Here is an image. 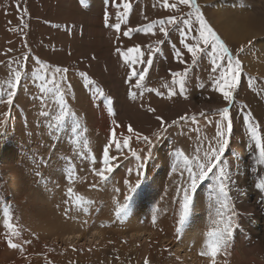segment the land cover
<instances>
[{
  "label": "rangeland",
  "instance_id": "1",
  "mask_svg": "<svg viewBox=\"0 0 264 264\" xmlns=\"http://www.w3.org/2000/svg\"><path fill=\"white\" fill-rule=\"evenodd\" d=\"M127 2L131 3V10L126 22L121 23V31L116 32L114 28L105 26V13L108 14L110 25L120 22L116 12L123 13L121 0H83V2L82 0H0V68L6 71L18 68L19 65L15 63V60L19 59L23 63L24 53L29 54L27 67L29 72L38 67L31 57H39L50 65L68 68L67 79L62 83V90L65 92L64 99L69 112L74 113V116L69 115L58 123L55 117L60 114V107L54 95L41 93L39 91L41 81L37 80L34 83L31 77L18 87L11 106L0 103V108L4 106V113L0 116V121H4V126L0 128V214L4 217L5 205H8L9 207L6 208H9V213L12 214L11 222L15 223L21 231H29L31 236L34 235V241L38 240V243L42 245V254L38 261L42 264H48V262L51 264H145V260L148 264H196V261L190 262L189 258H187L188 263L184 262L186 254L196 257L198 251L195 249V252L193 247L198 237V233L196 234L198 230L195 231V228L189 225L192 220L197 221L198 218L204 222L203 224L210 223L208 221L210 217L203 218L201 212H194L191 209L190 216L185 222L187 224H184L178 239L175 240L170 234L159 237L161 234L149 227L145 218L150 214L151 216L157 214L163 195L156 188L163 189L169 186L167 180L161 184L159 181L158 186L142 181L138 187L129 184L136 187V190L134 192L125 190L123 194H118L119 196L110 193L109 198H113L111 203L110 199L106 198V194L102 197L98 195L97 191L103 188L101 184L99 187L96 185L98 187H95L96 192L93 191L96 189L91 187L89 193H87L88 190L83 194L81 192L74 194V198L68 196L67 190L69 188L74 190L75 179L70 180L69 177L64 178V175L59 174L66 166L63 147L70 142L73 143V136L81 139L83 144L82 150L72 149L74 154H85L95 145H99L98 148H102L100 152L102 156L104 145L107 144L106 138L109 139L112 131H115L116 138L122 142L124 136L130 135L128 126L131 125L135 131L149 136L152 140L151 145L140 141L145 144L147 151L149 147L152 150L151 158L146 163L152 161L154 151L163 149L161 169L168 170L167 166L173 168L175 165L178 172L182 170L183 162L175 156L176 149L191 156L195 153L198 144H202L206 149L210 141L214 143V126L207 124L198 115L201 110H204L208 113V119L217 120L219 116L212 115L211 110L225 106L220 94L212 90L210 76H218L219 72L211 73V58L205 56L199 63L193 65L190 56L186 54V50L179 42L181 39L179 32L172 28L169 29L168 37L159 33L158 27L155 29L156 35L133 32L130 37H125L123 32L129 28H137L151 20L173 14L162 7V0H127ZM252 2L260 8L254 12L255 15L244 14L238 18V27L242 34L239 40L225 42L222 39L233 55H236L237 49L241 46L244 48V51L239 53L243 63V77L235 94L236 106L230 110L233 133L230 146L225 153L230 172L232 170L238 172L239 164L245 169L243 182L232 177L234 183L230 184L229 191L231 210L238 214L234 220L237 221L239 217L243 220L241 233L244 237L253 233L259 235L261 231H264V203L261 202L264 201V191L257 189L254 183L259 182L261 175H264L261 172L264 165L256 163L258 151L254 149L255 141L247 133L243 121L244 115L250 111L252 123L258 125L261 141L264 142V55L259 48V41L264 40V0H252ZM196 3L199 5L198 0ZM211 3L213 6L207 9L203 10L200 7L209 24L211 22L206 15L214 17L216 8L223 7V3L217 0H212ZM17 4L21 11L17 10ZM23 9L27 10V14L23 13ZM182 10L188 11L183 6ZM20 18L28 25L27 28L20 23ZM11 28L18 30L13 32ZM231 28V25H227L228 30ZM157 40L165 42L157 44ZM136 44L141 45L146 55L148 49L145 46L149 44L157 51L153 52L150 66L146 64L135 66L137 71L141 67H148L149 71L143 86L139 89H131L137 93L136 97L132 98L129 96V90L134 84L135 77L126 83L131 69L116 53V48L126 50ZM176 49L185 52L184 58L188 62L187 65L179 64L175 60ZM10 61L11 64H9ZM186 66L189 73L185 77L186 86L183 95L179 94V85H174L173 90L178 94L169 98L167 89L162 87L164 83L172 82L169 70L182 72ZM81 72L95 81V85L103 90V96L94 92L93 86L85 84L80 76ZM248 77L255 78L252 89L248 88ZM2 78L4 80H0V84L7 85L8 78L5 76ZM146 88L157 89L164 95L157 96L155 92L146 91ZM8 90L4 91L5 94L2 97L5 101L8 98L6 95ZM140 93L143 95L141 96ZM41 97L44 98V103L41 102ZM108 99L112 100V104L107 103ZM82 104L85 109L78 107ZM149 107L156 111L149 112L147 110ZM110 108L111 112H109ZM42 111L48 112L49 115H41ZM185 113L189 118L197 115L200 123L194 124L189 119L168 128L167 132L161 134L159 140L152 135L158 130L160 123L157 120L154 123L148 122L146 118L149 115L155 117L159 115L171 124L172 120L178 119ZM113 120L120 126L114 125ZM177 129H180V135H174ZM89 134L93 135L94 143L87 140L86 136ZM193 134L195 139L191 136ZM35 146L37 147L35 150H41L42 147L48 159L43 162L45 169L42 172H47V175L40 178L33 175L37 167L36 163L34 164L36 162L35 150H33ZM113 147L115 152V145ZM140 147L138 146V149ZM124 152L123 150L122 155L118 152L115 154V156L120 155L118 157L122 159L118 162L119 165L125 161L126 152ZM165 155H168V161ZM129 163L134 170L137 160L133 162L128 159ZM173 183L181 184L182 179ZM203 183L208 190L207 195H214L215 183L211 174ZM111 191L114 192L113 189ZM125 196L131 198L126 200ZM78 197H83L89 203H82L76 199ZM103 200L106 202L104 203ZM106 203H110L111 206L107 208ZM254 205H260L261 210L254 213L243 212L245 209H253ZM118 208H123L122 212L125 216L122 212L117 216ZM204 208L205 206L201 209ZM146 212L145 217L143 213L146 214ZM133 217H137L136 220ZM88 220L89 223L86 222ZM252 239L255 240L257 237ZM183 240L193 243L189 247L183 244ZM195 243L201 244L199 241ZM199 251L202 249L200 248ZM221 252L220 256L225 260V264H260L259 248L232 236L227 249ZM200 261L203 260H199L198 263ZM216 262L219 263L217 260Z\"/></svg>",
  "mask_w": 264,
  "mask_h": 264
},
{
  "label": "snow or ice",
  "instance_id": "2",
  "mask_svg": "<svg viewBox=\"0 0 264 264\" xmlns=\"http://www.w3.org/2000/svg\"><path fill=\"white\" fill-rule=\"evenodd\" d=\"M83 2V0H82ZM121 6L123 8V13L120 11L116 12V17L118 23L109 24L108 14L105 13V26L111 27L116 30V32L121 31V23L126 22L127 15L131 10V3L127 0H121ZM182 6L188 9L187 12L182 10ZM162 7L168 12L173 13L164 18L154 19L143 24L137 28H129L127 31L123 32L125 37H130L133 32H144L145 34L156 35L155 29L158 27L159 33L164 37L170 35L169 29L172 28L178 31L180 34V44L183 49L186 50V54L190 56L191 63L196 65L200 62L203 57L211 58V73L219 72L218 76H210L212 90L219 93L225 102V106L218 107L211 110L212 115H218L219 119L210 120L208 119V113L201 110L198 115L203 118L207 124H211L215 128V134L213 137L214 143L209 142L208 148L204 149L202 144H198L195 149V153L191 156L185 155V153L179 149L175 150V156L178 160H182L183 167L180 171V176L182 178V183L177 185L176 192L177 196H182L179 200L180 209L178 213V221L176 232L180 233L182 228L189 217L190 210L193 206L194 194L197 192L198 185L209 178L210 174L215 181L213 186V194L216 196L217 201H219V208L217 209V216L219 217L214 221L215 227H210L205 233V239L203 243V250L199 255L204 257H210V264H216L217 254L221 252L222 249H226L230 243V238L233 235L234 228V217L238 215L234 211L229 214V191L230 184L234 183L232 179V174L230 172V165L225 158L226 149L230 146V139L233 133V121L230 117V110L236 106L235 94L237 93L238 87L240 85L241 79L243 77V63L239 58V53L244 51L243 46L237 49L236 55H233L229 50L228 46L217 34V32L209 25L206 21L200 6L196 3V0H162ZM17 10H20L19 4H17ZM24 14H27V10H22ZM147 19V17H145ZM9 23H11L9 21ZM20 23L24 28L28 25L24 23L23 19L20 18ZM11 31L15 32L17 28H11ZM194 33V34H193ZM191 42H188V41ZM164 40H157V44H163ZM251 44V41H249ZM148 49L147 55L142 50L141 45L136 44L133 47H128L126 50L121 48H116V53L123 60L124 64L127 65L131 70L128 73V80L126 83L132 81L135 77L134 84L131 85L129 90V96L135 98L137 93L132 91V88L139 89L143 86L146 75L148 74V67H141L139 71L136 70V65H151L153 52L157 51L151 44L145 46ZM11 51V49H9ZM185 52L180 49L174 51L175 60L182 65H187L185 60ZM35 61L38 67L34 68L31 72L27 71L29 54H23V63L19 59L15 60V63L19 65L18 68L10 69V76L7 80L6 92L7 100H3L2 96L5 94L3 89H0V103H6L11 106L13 104V98L17 95L18 87L21 86L22 82H26L30 77L35 81H41L39 85V91L43 94H53L56 102L60 107V114L55 117L56 121L62 122L65 117L69 115H75L70 113L65 102L64 96L65 92L62 90V83L67 79L66 73L68 68L60 67L57 65H50L49 63L41 60L39 57H31ZM225 62V63H221ZM12 62L10 61L9 64ZM43 73V74H42ZM189 69L186 66L183 71H172L169 70V74L172 77L171 84L164 83L163 88L167 89V96L171 98L178 93L173 90L174 85H179L180 93L183 95L184 88L186 86L185 77L188 76ZM80 76L83 78L84 82L88 86H93L94 92L98 93L100 96L104 95L103 90L95 85V81L89 79L86 73L81 72ZM255 78L248 77V88L252 89L254 85ZM69 87H71L69 85ZM204 87V85H201ZM148 92H155L157 96H163L164 93L152 88L145 89ZM142 96L143 93H140ZM41 102L44 103V98L41 97ZM107 103L112 104V100L108 99ZM246 107V106H245ZM149 112H155L154 108L149 107L147 109ZM111 112V108L109 109ZM7 115V113L5 114ZM41 115L48 116L49 113L42 111ZM160 123V127L154 133L153 136L157 140L161 138V134L168 131V128L179 124L181 121L191 120L194 124H199L200 121L197 120V115H192L190 118L188 114L185 113L171 121L168 124L161 116L157 115L155 117ZM244 124L246 126V131L250 135L251 139L255 141L254 149L258 151V158L256 160L257 164L264 165V142L261 141L260 132L258 131V125L252 123V113L249 111L243 117ZM112 123L116 124L113 120ZM4 126V121H0V128ZM198 131V129H195ZM128 132L130 135L124 136L122 143L116 138L115 131L113 130L109 136L108 143L104 145L102 158L100 159V167L96 169L93 167L91 169L94 176L99 177L101 182H107L110 179V174L114 172V169L119 167V164L114 163L119 159L118 156L110 155V147L115 145L118 153L123 154V149H128L132 157H134L140 163L137 164V176L143 177L145 173L141 171L144 168L145 163L151 158V147L148 149V154L142 156L140 152L132 149L130 147L129 141L132 136L138 141H144L148 145L152 144V140L149 136L143 135L142 133L135 131L131 125L128 126ZM202 153V155H201ZM124 159H128L127 156ZM93 164L96 163V159L93 157ZM131 171V169H129ZM172 171H176L175 165ZM264 173V169L261 170ZM185 173L187 176L185 177ZM71 180L72 177L69 176ZM126 186H129V181H124ZM140 181H137L136 187L139 186ZM255 187L261 191H264V175H261L259 182H254ZM91 187L95 188L96 185L93 184ZM136 187L129 186V191L134 192ZM68 193H72V188H69ZM130 196H125L126 200H129ZM82 203H89L85 201L83 197H78ZM264 203V201H261ZM123 211V208L117 209V214ZM12 217L7 208L4 209V219L3 227L6 230L5 237L8 247L18 248L19 245L14 243L12 240L13 236H19L20 233L17 226L11 222ZM30 241H26L29 243ZM51 264V262H48ZM145 264H148L145 260Z\"/></svg>",
  "mask_w": 264,
  "mask_h": 264
},
{
  "label": "bare ground",
  "instance_id": "3",
  "mask_svg": "<svg viewBox=\"0 0 264 264\" xmlns=\"http://www.w3.org/2000/svg\"><path fill=\"white\" fill-rule=\"evenodd\" d=\"M211 1L212 0H198L199 5H200V7L203 8V10L207 9L209 6H212V5H208V4L211 3ZM246 1H247V8H250V13H252V15H255L254 12L256 10H258L260 7L256 6V5H253L254 1L252 2V0H246ZM255 2H257V1H255ZM234 3L238 4V9L236 11L234 9H232V7H230V9H228V10H218V11L215 10L214 11V15H215L214 17L210 16L209 14L206 15L207 19L222 34L225 42L238 41L240 36L242 35L241 32H240V28L237 26V19L241 16V13L243 12L242 5H241V0H235ZM250 3H251V5H250ZM210 10H212V9H210ZM231 16L234 17L236 25L232 26V28L230 30H228L226 24H227V21L230 19ZM10 18H12V17H10ZM259 48L261 49V51H262V53L264 55V40L263 39H261L259 41ZM3 76H5V77H7L9 79L10 71L9 70L6 71V69L0 68V80H4L2 78ZM6 84H7V82H6ZM1 86L2 87H0V89H3L4 91L8 90L7 89V85H5V84L3 85L2 84ZM78 107L85 109L84 108L85 106L83 104L82 105H78ZM3 113H4V106H1V108H0V116L3 115ZM89 114H91V113L89 112ZM146 119L150 123L156 122L155 116H152V115H149ZM93 127L96 128V126H94V124H93ZM179 131H180V129H177L176 133H174V135H180L181 132H179ZM191 136L193 137V139H195L194 134L191 135ZM86 138L91 143H94V141H95L92 134L87 135ZM45 139H47V138H45ZM106 140H107V143H108V139L107 138H106ZM129 143H130V147L132 149L140 152L142 156H146L148 154L147 153L148 151L146 149L147 147L145 146V144L144 143L142 144L135 137L132 136V138L129 141ZM46 144H48V140H46ZM82 145H83L82 144V140L81 139H77L76 137L73 136V143L71 144V142H70L69 144H67V146L63 147V152H65L64 158H65L66 166H64L65 168L62 169L59 174L62 175V176L64 175V178H67V177L71 176L72 179H75V181L73 182L74 190L72 191L71 194L68 193L67 194L68 196L73 197V195L77 194L78 192H81V194H83V193H86L88 190L89 191L87 193H89L91 191V189H92L91 185L95 184V185H98V187H99L100 186L99 184H101V186L103 187L102 189H99V191H97L96 188H98V187H96L95 188L96 190H93V191L99 192V194L98 193L97 194L100 195L101 197L105 196V194H106V196H107L106 198H109V194L110 193L112 195L114 194V195L117 196L118 194H123L125 190L129 191V187L127 188V186L124 183L125 180H128L129 184H131L132 186L133 185H137V181L138 180L140 182L142 181L144 183L153 184L154 186H156V185L158 186L159 181H160V184H161L163 181L167 180L168 183H169V186H167L166 188H163V189L159 188V187L156 188L158 191L160 190L162 192L161 194L163 195L162 202H161V204L159 205V207L157 209V214H153L152 216L150 214L151 217L150 216L146 217V215H147V212H146V214L143 213V215L146 217L145 219H147L146 222L148 223V226L151 227L154 231H156V232L161 234L159 237L164 236V235L166 236V235L170 234V236H173L175 238V240L179 238V233L176 232V227H177V221H178V218H179V216H178L179 209H180L179 200H180V198L182 196V193L180 194V196H177V192H176L177 185H175L173 183V181H176V180L182 179V178L180 176V171L179 172L178 171L173 172L172 171V167H170V166L169 167L167 166L168 170L167 169L166 170L161 169L160 166H162V164H163L162 163L163 162V156H162L163 155V149H161L162 153H161V151L159 149H158L159 150L158 152H157V150L154 151V157H152V161L150 163H148V164L145 163V165H147V167L144 165V168L141 169V171H143L145 173V175L143 177H138L137 176V165L134 166V170H133V168L131 169V164L130 163L128 164V159H129V161H133V162L136 161V159L133 158L130 155L128 149H123L126 152V153L125 152L124 153L126 154L128 159H125V161L119 165V169H116V168L114 169V172L112 174H110V179L107 182H101L99 177L93 175L91 169L93 167H95L96 169H99V167L101 166L99 161L102 158V156L100 155V152H101L102 148L101 147L98 148L99 145H95L94 147H92V149L89 152H87L85 154H81V153H80V155L79 154L76 155L77 153L74 154L72 149L73 148H78L79 150H82ZM36 146H37V144H36ZM36 146L34 147L33 150H35V148H37ZM138 146H141L140 149H138ZM135 147H137V148H135ZM15 149H17V148H15ZM43 151L44 150L42 149V147H41V150H35V152L33 151L35 153V161H36V162H34V164L36 163L37 167H36V169L34 168L35 169V171L33 170L34 173L32 171H30V172L33 173L34 176H37L39 178L44 176V175H47L46 171H45L46 173H42L43 170L45 169L44 165H43V162H44V160H48L45 157ZM76 151H78V150L76 149ZM116 152H117V150L114 152V147L112 145L110 147V155L115 156ZM151 152H152V150H151ZM113 153H114V155H113ZM12 155H14V154H12ZM116 156H120V155H116ZM32 157H33V155H32ZM93 157L96 159V163L95 164H93L91 162ZM17 158H16V160H18ZM120 158L121 157H119V159L117 161H115L114 163L118 164V162L122 160ZM168 158H169L168 155L167 156L165 155V159L167 161L169 160ZM23 162H25V160ZM13 163H15V162H13ZM46 163H48V162H46ZM138 163H140V162L137 161V164ZM158 164H161V165H158ZM16 167L20 168L19 166H16ZM25 167H26V163H25ZM8 168H10V166ZM53 169L55 170V168H53ZM129 169H131V171H129ZM16 170H17V168H16ZM23 171H26V170H23ZM57 171H59V170H57ZM32 173H30V175ZM231 174H232V177L235 178V180H237V181L240 180L241 182H243V178L245 176V169H244V167L241 164H239V171L237 172V171L232 170ZM186 176H187V174H185V177ZM116 178H118V179H116ZM67 180H69V179H67ZM214 183H215V181H214ZM111 189H113L114 192H112ZM207 191L208 190L205 189V184L203 182L200 185H198L197 192L194 194V201H193V205L194 206H192L191 209L194 212H201L202 215L204 216L203 218H205V216L206 217L207 216L210 217L211 221L208 220L210 223L209 224L208 223L203 224L204 222L200 221L201 220L200 218L197 217L198 219L196 221V219L194 217H192L193 219H195V221L192 220L190 225H189V226H193L195 228V231L198 230L196 232V234L198 233V237L195 236L197 238H196V240L195 239L194 240H195V242L196 241L201 242V244H196L195 242L193 243L192 241H189V240H186V241L183 240V244L185 243L186 246H189L191 243H193L194 251H195V249H196V251H197V249L199 251L200 248L203 250V243H204V239H205V233L210 228L209 227L210 225L212 227L216 226L214 224V221L219 218L217 216V209L219 208V207H217V205L220 206L219 201H217L215 195H207ZM86 196H87V194H86ZM95 196H96V194L94 195V197ZM76 199H78V198H76ZM92 199H94V198H92ZM112 199H110V202L112 201ZM116 200H114V201L116 202ZM105 202L106 201H104V203ZM124 202H125V200H124ZM146 202H147V200H146ZM98 203H99V201H98ZM228 203H229V201H228ZM5 204H6V202H5ZM113 204H114V202H113ZM231 204L234 205V203H231ZM106 205H107V208H108L110 203H106ZM118 205H120V204H118ZM122 206L124 208V205H122ZM150 206H152L151 203H150ZM204 206H205L206 209L205 208H204L205 210L201 209ZM6 207H9V206L5 205V208ZM243 207L248 208L247 206H243ZM168 208H170V209H168ZM7 209L9 210V208H7ZM162 209H164V210H162ZM197 209H199V210H197ZM10 210H11V207H10ZM152 210L156 211L154 209H152ZM258 210L259 211L261 210V206L260 205H254L253 209L252 208L245 209L243 212H246V213H252L253 212L254 213L255 211H258ZM231 212H232V210H231V206H230V203H229V214H231ZM123 214L125 216V213H123ZM87 215H89V214H87ZM111 216H112V214H111ZM117 216H119V215L117 214ZM132 216H134V215H132ZM140 216H142V215H140ZM155 216H156V218H154ZM136 218L133 217V219H135V220H136ZM3 219H4L3 215L0 214V264H34V263H37L39 261V256L42 254V245H40V243H38L37 239H36L37 240L36 242L34 241L35 240L34 237H33L34 233L32 234L33 236H31V233H29V231H21L20 229L17 228L19 233H20V235L19 236H13L12 240L16 244L20 243L19 247L15 248V249L10 248V247H8L7 242H6V237H5L6 230L3 227ZM88 219H89V217H88ZM86 222L89 223V220L86 221ZM130 222H132V221H130ZM242 223H243L242 217H239V219L237 221L234 220V228H233L232 237H234L235 239H239V240H241L243 242H248L250 244H253L254 246H257L259 248V252H260L259 256H258L259 260H260V264H264V231H261L259 235H256V234L253 233L252 235L249 234L247 237H244V236H242V233H241V228H242L241 225H242ZM13 224H15V223H13ZM82 224H83V222H82ZM188 227H187V229H188ZM254 227H255L254 229L256 230L255 224H254ZM183 228H184V226H183ZM185 231H186V229H185ZM189 234H187V236ZM194 235H195V233H194ZM251 236L252 237H257V239L253 240ZM26 241H30V242L26 243ZM3 243L5 244V246H4ZM176 245H177V243H176ZM178 246H180V244ZM195 247H197V248H195ZM189 251L191 252V249ZM198 251H197V256L194 253H191V254H194L196 257H193L192 255L189 256V254L188 255L186 254L187 257H185L184 262L188 263L187 262L188 261L187 258H189L190 262H195L196 261V264H210V259L211 258L198 255ZM200 252L201 251H199V253ZM221 253L217 254L216 260L219 261V263L216 262V264H225V260L222 258V256H220ZM199 260H203V261H200V263H198ZM37 264H42V262L40 261Z\"/></svg>",
  "mask_w": 264,
  "mask_h": 264
},
{
  "label": "crops",
  "instance_id": "4",
  "mask_svg": "<svg viewBox=\"0 0 264 264\" xmlns=\"http://www.w3.org/2000/svg\"><path fill=\"white\" fill-rule=\"evenodd\" d=\"M217 1L223 3V7L222 8H220V9L216 8L217 11L218 10H228V9H230V7H232V9H234L235 11L238 9V4L234 3L235 0H217ZM210 5H212V3H210ZM241 5H242V9H243V12L241 13V16L244 15V14H251L250 13V8H247V1L246 0H241ZM209 25L215 30V27H214V25L212 23H210ZM226 25H231V26L236 25L235 19H234L233 16L230 17V19L227 21ZM238 25L239 24H238V21H237V26ZM215 31L221 37V39H224L222 34L218 30H215Z\"/></svg>",
  "mask_w": 264,
  "mask_h": 264
}]
</instances>
